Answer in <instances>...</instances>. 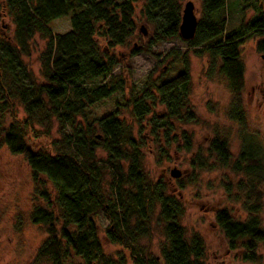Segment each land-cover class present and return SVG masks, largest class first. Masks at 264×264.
I'll return each mask as SVG.
<instances>
[{
	"label": "trees",
	"instance_id": "1",
	"mask_svg": "<svg viewBox=\"0 0 264 264\" xmlns=\"http://www.w3.org/2000/svg\"><path fill=\"white\" fill-rule=\"evenodd\" d=\"M138 1L142 3L140 17L153 27L152 43L181 38L196 55L208 56V75L218 73L226 81L231 94L227 115L243 127L241 151L233 159L228 141L217 136L210 141L209 153L219 166L245 175L238 188L246 193L248 215L243 221L236 220L227 208H221L215 212V221L231 250L242 249L243 261L260 263L264 147L258 136L244 127L245 66L241 54V46L257 38L256 50L264 55L260 0H255L257 13L232 29L227 27V0H201L195 35L186 40L179 31L183 0L0 2V10L15 26L12 38L0 35V147L5 145L11 154L23 156L31 168L35 186L31 222L47 236L37 258L48 259L51 264H128L124 254L113 258L104 251L96 219L103 210L109 220L107 238L126 248L133 264H206L203 237L195 234L188 238L181 224L183 201L169 183L152 180L144 171V144L133 124L121 119L119 109L102 116H95L91 109L115 94L123 95L127 88L126 80L114 75L120 60L110 52L127 45L139 33ZM69 13L71 30L53 32L50 23ZM36 34L46 40L41 54L44 82L37 81L23 60L31 55ZM138 52L132 49L133 55ZM182 64L183 71L176 76L145 84L124 104L116 101L117 106L131 109L139 125L151 115L148 123L153 136L170 140L176 122L196 120L190 107L191 77L186 57ZM17 103L26 118H19ZM157 105L163 106L164 112L156 113ZM53 118L60 124L61 138L50 141V150H34L28 134L40 136L35 124ZM180 139L184 149H192L190 135L182 132ZM99 150L106 156L98 158ZM192 165L210 168L201 155ZM106 173L111 178L109 183H105ZM180 188H185L182 181ZM156 213L165 234L159 256L138 246L139 240L150 234V221Z\"/></svg>",
	"mask_w": 264,
	"mask_h": 264
},
{
	"label": "rangeland",
	"instance_id": "2",
	"mask_svg": "<svg viewBox=\"0 0 264 264\" xmlns=\"http://www.w3.org/2000/svg\"><path fill=\"white\" fill-rule=\"evenodd\" d=\"M3 0H0L2 2ZM192 1L198 18L201 16V0H183L182 5ZM256 5V6H251ZM264 10V0H260ZM136 16L139 33L130 39L125 46L112 50L119 60V66L114 75L122 76L127 82L124 94H115L107 100L92 106L95 116L119 109L121 119L134 126L135 134L142 139L143 168L152 180L163 179L174 189L185 206L181 224L188 238L195 234L203 237L206 245V264H264V242L259 244L260 263L245 262L241 259L242 249L231 250L227 239L215 221V212L227 208L236 220L247 218L244 203L247 199L244 190L238 188L240 181L246 177L231 167L219 166L215 157L209 153L210 141L219 136L228 141L233 159L241 151L242 125L232 121L227 111L230 106L231 94L226 81L221 74L208 75V56H198L185 42L171 39L166 42L152 43V25L140 17L141 1L136 3ZM228 29L236 28L247 22L257 13L255 0H227ZM71 15L53 20L50 27L55 33H65L71 30ZM144 27L145 35L141 30ZM15 26L10 16L0 10V35L13 37ZM257 38L246 41L241 46L242 60L245 66L244 106L248 132L256 134L264 147V55L256 50ZM100 47L104 48L101 40ZM30 56L23 60L33 71L38 82H44L41 67V54L46 48V40L36 34L32 40ZM138 49L133 55L132 49ZM186 57L191 77L190 107L196 120L187 123H175L173 137L168 140L164 136H153L146 121L139 125L131 114V109L117 106L116 101L125 103L131 94L139 92L143 86L152 81L167 80L183 71L182 61ZM98 81H102L99 78ZM19 118H26L23 107L17 103ZM156 113L164 112V107L157 105ZM9 119H6V123ZM60 124L56 118L51 122L36 123L35 129L40 136L29 133L28 143L38 150H50V141L61 138ZM182 132L190 135L192 149L183 148L180 137ZM201 155L208 161L210 168H195L193 159ZM98 158L106 156L99 150ZM181 172L179 178L171 175V170ZM105 183L111 181L106 173ZM191 180V182H190ZM185 188H180V182ZM264 192V178L260 182ZM35 186L32 180L31 168L23 156L13 155L4 145L0 147V264H51L48 259L39 260L38 250L46 240L39 226L32 224V198ZM39 202V201H38ZM261 226L264 229V200L260 212ZM100 226L99 237L107 255L118 258L124 254L128 264H133L129 251L121 245L111 243L106 236L109 220L106 213L100 210L97 217ZM165 242L163 222L158 220L157 213L150 221V234L139 240V248L155 256L161 255V246Z\"/></svg>",
	"mask_w": 264,
	"mask_h": 264
},
{
	"label": "water",
	"instance_id": "3",
	"mask_svg": "<svg viewBox=\"0 0 264 264\" xmlns=\"http://www.w3.org/2000/svg\"><path fill=\"white\" fill-rule=\"evenodd\" d=\"M198 23V17L195 12V6L192 1H188L184 4L182 9V18L179 27L180 36L183 39H191L194 37L196 32V27ZM141 30L146 35L147 31L144 27H141ZM171 175L174 178H179L181 176V172L177 169L171 170Z\"/></svg>",
	"mask_w": 264,
	"mask_h": 264
}]
</instances>
